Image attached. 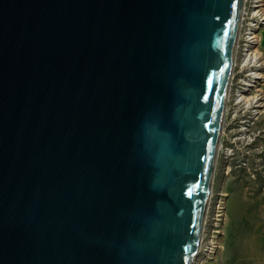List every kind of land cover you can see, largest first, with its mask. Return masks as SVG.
<instances>
[{
	"label": "water",
	"instance_id": "water-1",
	"mask_svg": "<svg viewBox=\"0 0 264 264\" xmlns=\"http://www.w3.org/2000/svg\"><path fill=\"white\" fill-rule=\"evenodd\" d=\"M243 0H0V264H194Z\"/></svg>",
	"mask_w": 264,
	"mask_h": 264
},
{
	"label": "rangeland",
	"instance_id": "rangeland-1",
	"mask_svg": "<svg viewBox=\"0 0 264 264\" xmlns=\"http://www.w3.org/2000/svg\"><path fill=\"white\" fill-rule=\"evenodd\" d=\"M253 5V0H246L239 25L241 33L247 30ZM259 17L252 23L257 25L253 30L260 41L252 49L257 48L261 54L254 69L263 77L257 78L258 84L246 96L258 95V102L264 104V19ZM242 40L237 42L211 198L201 234L204 241L194 264H264V105L241 107L235 113L234 100L240 88L247 89L250 74L242 67Z\"/></svg>",
	"mask_w": 264,
	"mask_h": 264
},
{
	"label": "bare ground",
	"instance_id": "bare-ground-1",
	"mask_svg": "<svg viewBox=\"0 0 264 264\" xmlns=\"http://www.w3.org/2000/svg\"><path fill=\"white\" fill-rule=\"evenodd\" d=\"M243 1H244L243 3H245V0H243ZM253 2H255V5H253L255 7V9H252L254 11H251L252 14H251V17H250L248 25H247V30L245 29L246 32L242 31V33H241L240 32L241 28L239 27V32H238V42L240 41V39H243L242 41L244 43L243 49H242L244 51V55H243L244 56V59H243L244 64L242 67L245 66V68L250 71V74H249L248 83H246L247 89H243L244 87L242 89L240 88L239 91H241V92H240V94H238V98H236V100H234L235 101V108L234 109H235L236 115L238 114V112L240 110L239 108H241V107L242 108H253V107H261L264 105L263 103L258 102L259 99H261L260 96H258V95L246 96V92L247 91L251 92V90L254 87H256V84H258L257 78L263 77V75H261L259 72L257 73L256 72L257 70L254 69V68H257L256 67L257 65L255 63L261 59V54L259 53L257 48L252 49V46L255 44H258L260 41V39L258 37L259 35L256 32H254V30H253V27L257 26V25L254 24V22L252 23V21H255V19H256V17H258V15H260V17H259L260 20L264 19V0H253ZM243 7H244V5H243ZM243 10H244V8H242V11ZM242 15H243V13H241V16ZM240 19H241V17H240ZM263 22H264V20H263ZM236 52H237V47H236L235 54H236ZM234 61H235V58H234ZM261 64L262 63H260V65ZM227 97H229V90H228V96ZM226 110H227V106H226ZM226 110H225V113H226ZM257 112H259V111H257ZM225 113H224V118H225ZM224 118H223V123H222V127H221L222 132H223V128H224L223 127ZM222 132L220 134H222ZM220 137H221V135H220ZM220 143H221V140L219 139V145H220ZM211 192L212 191H210V195H209V199H208V203H207V209H208V205H209L210 198H211ZM218 215H219V213H218ZM203 241H204V239L201 235V238L199 240L198 250H200V248L202 247ZM211 244H212V242H210V245Z\"/></svg>",
	"mask_w": 264,
	"mask_h": 264
},
{
	"label": "built area",
	"instance_id": "built-area-1",
	"mask_svg": "<svg viewBox=\"0 0 264 264\" xmlns=\"http://www.w3.org/2000/svg\"><path fill=\"white\" fill-rule=\"evenodd\" d=\"M244 2V1H243ZM245 3H246V0H245ZM245 3H243V5H244V7L242 6V8H245ZM245 10V9H244ZM244 10L241 12V13H243L244 14ZM243 16V15H242ZM242 16H241V19H240V21H242ZM241 23V22H240ZM240 28H241V26H239ZM237 42H238V40H237ZM234 64H235V61H234ZM233 64V65H234ZM233 70V69H232ZM232 73H233V71H232ZM231 78H232V74H231ZM231 80L232 79H230V85H231ZM230 85H229V87H230Z\"/></svg>",
	"mask_w": 264,
	"mask_h": 264
}]
</instances>
